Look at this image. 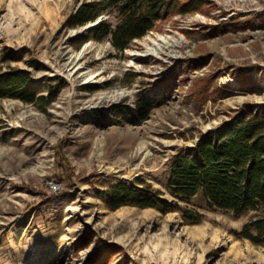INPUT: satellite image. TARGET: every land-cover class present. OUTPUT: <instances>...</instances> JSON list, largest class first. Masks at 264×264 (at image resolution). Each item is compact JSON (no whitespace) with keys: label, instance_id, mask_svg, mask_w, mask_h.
<instances>
[{"label":"rangeland","instance_id":"374dc122","mask_svg":"<svg viewBox=\"0 0 264 264\" xmlns=\"http://www.w3.org/2000/svg\"><path fill=\"white\" fill-rule=\"evenodd\" d=\"M86 1L0 0V75L32 72L37 98L0 100V264H264V244L240 237L252 214L210 209L198 195L179 203L201 217L193 222L182 211L111 209L103 194L151 186L175 201L173 157L264 110V0H203L124 52L108 40L80 45L98 22L68 21ZM160 37L183 44L170 59L131 56ZM60 87L49 105L38 100Z\"/></svg>","mask_w":264,"mask_h":264},{"label":"trees","instance_id":"16d2710c","mask_svg":"<svg viewBox=\"0 0 264 264\" xmlns=\"http://www.w3.org/2000/svg\"><path fill=\"white\" fill-rule=\"evenodd\" d=\"M83 3L68 21L71 28L98 22L81 38L80 45L90 39L108 40L124 52L136 41L155 30L157 24L176 13L189 14L203 6V0H91ZM106 15V17H105ZM34 77L28 70L0 75V100L25 98L33 103ZM62 87L49 97H41L49 105ZM153 110L151 102L138 107L140 119ZM169 190L175 201H165L162 193L151 186L140 188L120 184L104 192L111 209L122 206L160 208L165 212L182 211L187 220L198 222L201 217L181 209L203 195L210 209L233 212L237 217L252 214L240 234L251 242L264 244V110L242 112L223 127L205 134L194 148L172 159Z\"/></svg>","mask_w":264,"mask_h":264},{"label":"bare ground","instance_id":"6f19581e","mask_svg":"<svg viewBox=\"0 0 264 264\" xmlns=\"http://www.w3.org/2000/svg\"><path fill=\"white\" fill-rule=\"evenodd\" d=\"M183 41H172L169 39H166L164 37H160L154 40H151L149 43L144 44V49L141 51H134L131 53L132 57H149V56H159L164 54L167 56L168 59H170L173 55L171 52V48L177 47L178 45H182ZM128 96L126 92H121L118 93L114 99H125ZM104 99H110L108 96L103 97L102 100ZM140 153L142 156L147 157L150 152L148 151L147 145L144 143L142 147L140 148ZM143 157V158H144Z\"/></svg>","mask_w":264,"mask_h":264}]
</instances>
